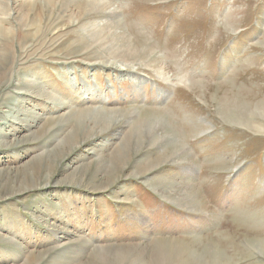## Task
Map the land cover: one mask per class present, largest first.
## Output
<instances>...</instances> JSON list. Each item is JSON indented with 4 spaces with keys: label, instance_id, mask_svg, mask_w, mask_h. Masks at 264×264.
Wrapping results in <instances>:
<instances>
[{
    "label": "rangeland",
    "instance_id": "obj_1",
    "mask_svg": "<svg viewBox=\"0 0 264 264\" xmlns=\"http://www.w3.org/2000/svg\"><path fill=\"white\" fill-rule=\"evenodd\" d=\"M92 2L158 64L107 53L93 38L119 30ZM0 6L11 29L0 55L12 60L0 71V179L22 181L0 187V264H264V0ZM161 66L170 86L155 76ZM27 74L52 100L21 98ZM236 109L254 127L232 124ZM93 111L118 116L122 132L101 129L23 182Z\"/></svg>",
    "mask_w": 264,
    "mask_h": 264
},
{
    "label": "bare ground",
    "instance_id": "obj_2",
    "mask_svg": "<svg viewBox=\"0 0 264 264\" xmlns=\"http://www.w3.org/2000/svg\"><path fill=\"white\" fill-rule=\"evenodd\" d=\"M94 3H97V2H92V3H90L87 6L88 7L95 6L96 7V13L108 12V15H105V16L109 20V23L111 25H113V26H117L116 30H119L118 29L119 28V25H118L119 24L118 15L116 13L111 12V9L109 8L110 6L108 4L99 3V5H98V4H94ZM84 5L80 6L79 9H82L84 7ZM0 12L4 14L5 9H0ZM7 21L8 20H6L5 18L3 19V17H0V34L5 33V35H6V32H10L9 31L10 28L8 27L9 29L7 30L6 27L4 26V24ZM108 26H109V24H108ZM36 27L38 29V26H36ZM34 29H35V26H32V27H30L27 30L29 31V33H31L32 31H34ZM107 31H108L107 37H97V36H95V38H93V39L96 40V41H100V46H103V47L104 46H107V49H109V52H107V53H110V54L114 55L115 58H117V60L120 61L121 63H123V64H128V63L131 64L133 62L136 63L137 60H142V61L144 60V61H147L149 63H150V61H152L153 62L152 64H155V63L158 64L157 63L158 61H157V58L155 57L154 52H151V50L149 48H147V47H140L139 50L138 49H135L129 43L122 42V40H123L122 38H124V35L122 36V33L120 32V30L117 33L118 34L117 35L118 37L113 32V30L110 29V27L107 29ZM31 34L34 37L37 36L38 35V30H35ZM6 37H7V35H6ZM119 43H121V44H119ZM28 45H30V44H28ZM0 50H2V49H0ZM4 52L5 53H3V54L0 55V71H5V69L9 68L10 67L9 64H11V62H12V60H10L9 54L6 53L7 51L5 50ZM111 52H114L115 54H113ZM135 59H137V60H135ZM145 63L146 62H144V64ZM140 64H142V63H140ZM155 73H157V75H155V76L157 78H159V80L161 82H163L164 84H167L168 86H170V84H168L169 77H168V75L166 73H164L162 66L160 67V69H157L155 71ZM8 74L10 75L9 70H8V73H6L4 75V77L7 78ZM24 76L25 77L19 79L17 81V84H16V90L22 91L20 93V95H22L21 98L23 100H26L27 98L30 99V101L35 100V98L41 99L42 101H50V100H52L51 99V96H49L47 94V92L41 87L40 83L34 82L32 76H30L28 74L27 75H24ZM132 79H134L133 80V83H134L135 87H138L139 84L143 83V80H140L139 78H132ZM260 108H261V110H259L258 112L260 113L261 117L264 118V107L263 108L260 107ZM87 113H89V112H87ZM90 113L93 115L94 119L96 118V120L95 121H90V122H83L84 121L83 120L82 123L79 122L80 125H81L80 128L77 129V127L75 126L76 127V130L73 129V130H75L74 133H72V134L70 133L71 135L69 134L67 137H65L62 142H60V143H57L56 142L55 143L57 145L56 146L54 145V146L58 149L56 152L51 153L50 155L45 154V156H42V154H41L40 155V157H41V163L35 169H32L30 172L28 170H25L24 169L21 172L22 176L25 177V180L23 182H25L26 180L29 181V178H31L32 176H35V173H37L38 171H40V169H43L42 170L43 173H45L46 171H49L50 169H52L54 167V165H55L56 162H58L60 160L63 161L65 158H68L71 154H73L75 152V150L77 149V145H89V143H91V141H92L93 138L95 139V138H97V137H99L101 135L100 134L101 129L105 130L104 131L105 133L108 132V131H113V132H117V133L120 134L122 132L123 128L120 127L119 125H117L118 122L121 121V119H119L118 116H117L118 117L117 118V117H115L116 115L114 116V114L112 115L110 113V117H109L108 116V113H106V112H100V111H93V112H90ZM232 113L234 115L228 119L232 124L240 125V124H245L246 123V124H248V126L254 127V125L251 124L248 121V119H247L248 116L245 114V110L242 109V111H241L240 109L239 110L236 109V111H232ZM230 115H232V114H230ZM84 116H86V114ZM83 118L84 117H82V119ZM111 118H115V119L114 120H111ZM80 120H81V118H80ZM111 123H113V124H111ZM72 125H74V124H72ZM159 126H160V124H159ZM162 127H164V128L166 127L164 125V123H163V126ZM164 128H163V130H165ZM169 131L172 134H176V132L173 131V129H171V128L169 129ZM0 135H1V133H0ZM42 135H43V133H42ZM38 137H36V138H30L31 139L30 141L31 142L32 141H36V139ZM16 140L17 139H14V141H16ZM126 140L129 141L128 137L126 138ZM0 146L6 147V145L3 142H0ZM128 146H129V143H128ZM128 149H126L127 152L129 151ZM124 150L125 149L123 148L122 150H120L121 153L119 151H118L119 153H116V157H117V160L115 159L116 161H120L122 157L125 158L124 155H125L126 151H124ZM123 151L125 153L122 155ZM183 153H185V152L183 151ZM37 158L38 157H36L35 159H37ZM123 158H122V160H123ZM48 159H50V160L48 161ZM126 159H127V157H126ZM46 162L48 164L46 166H44ZM116 164H119V163L117 162ZM42 166H44V167H42ZM110 167L114 168L113 166H110ZM115 170H116V168H115ZM0 173L2 174V172H0ZM111 173H110V170H109V174L108 175H110ZM27 174H28V176H26ZM7 176L8 177H7V179L5 181H3L2 179H0V187L3 186V184L5 186V184L7 182L9 183L10 181L19 180L20 182H22L20 178L13 179L14 177H12L11 175H7ZM35 178L36 177H32L30 180H34ZM48 186H49V180H46V181H44L42 183V188L44 187L46 189ZM25 192H28V190L25 191Z\"/></svg>",
    "mask_w": 264,
    "mask_h": 264
}]
</instances>
